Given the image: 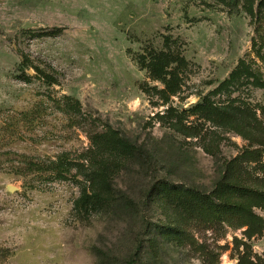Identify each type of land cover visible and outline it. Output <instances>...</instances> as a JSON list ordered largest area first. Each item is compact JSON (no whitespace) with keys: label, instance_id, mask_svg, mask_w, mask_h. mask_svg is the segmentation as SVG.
<instances>
[{"label":"rangeland","instance_id":"rangeland-1","mask_svg":"<svg viewBox=\"0 0 264 264\" xmlns=\"http://www.w3.org/2000/svg\"><path fill=\"white\" fill-rule=\"evenodd\" d=\"M230 116L264 127V0H0V264H264V201L246 238L152 196L264 190Z\"/></svg>","mask_w":264,"mask_h":264},{"label":"trees","instance_id":"trees-1","mask_svg":"<svg viewBox=\"0 0 264 264\" xmlns=\"http://www.w3.org/2000/svg\"><path fill=\"white\" fill-rule=\"evenodd\" d=\"M248 11L252 14V8H248ZM43 35H51L53 32H44ZM209 106L207 102L204 100L199 104H196L194 108H202ZM226 113V112H225ZM251 114V113H250ZM240 115L238 119L242 118ZM232 119L228 126L234 129L237 133L241 134L245 138L249 139L251 142H255L258 144L264 143V137L257 141L253 138L251 130L257 129L264 136V127L259 124L257 119L254 117H250L245 121V123H241L242 126L235 125L236 120H238L235 116H230ZM245 118V117H244ZM246 126V127H244ZM243 127L245 129H243ZM122 140L126 146L130 147L132 150L133 156L137 153L138 148L131 143L128 139L122 138ZM249 155H257L258 151H248ZM237 160V159H236ZM235 159H232L226 163L224 169L222 171V175L219 180L215 184V188L210 194H205L196 189L188 190L182 193L177 186L169 187L166 182L159 183L155 186L152 191V196L155 197V194H161L165 196L166 205H170L173 211L181 212L183 211L186 215H189L190 218H195L201 215L202 208L215 210L217 215H228V214H238V222L239 224L245 225L246 229L244 231L245 237L249 238L253 234H257L261 232L263 221L257 215L251 212L249 206L250 205H259L260 202L264 201V190H246L238 181L236 180L237 175H234V168L236 169L237 165L235 164ZM264 169V166H263ZM84 178L87 180L88 171H84ZM236 176V177H235ZM107 186L110 187V180H106ZM264 184V177H263ZM82 197H88V192L86 188H82ZM237 197H241L242 199L237 200ZM79 209L81 206H77ZM76 208V207H75ZM170 229L168 225H159L155 227L156 232H164L165 230ZM245 261L244 256L238 260L237 264ZM133 262V261H132ZM244 263V262H242ZM247 264H251L248 263Z\"/></svg>","mask_w":264,"mask_h":264}]
</instances>
